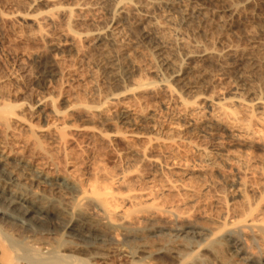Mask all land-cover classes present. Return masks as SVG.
<instances>
[{"label":"bare ground","instance_id":"6f19581e","mask_svg":"<svg viewBox=\"0 0 264 264\" xmlns=\"http://www.w3.org/2000/svg\"><path fill=\"white\" fill-rule=\"evenodd\" d=\"M28 1L32 2L30 0H28ZM28 1H27V4H28ZM38 1H40V0H38ZM48 1L49 0H44V2H46V3ZM53 1L54 0H51L49 2L50 4L47 3V6H48V4L52 5L51 2H53ZM55 1H54V3H55ZM59 1H57L58 5L56 3L55 4H56V8H59L60 11L64 15L62 17L63 20L61 18L60 19L63 22H65L66 26L64 25V23L63 24L61 23L62 25H64L66 27V29L65 28L63 29L66 31L65 34H67V32H68L69 33L68 36L71 35V37H70L71 40H75V42L78 41L80 43H82V41H83L82 38H84V36H85V38H87V40H88V41L86 40L87 43H89V45L94 48V49L92 48L93 50H95V48L96 49L101 48V50L103 49L104 52L103 51L102 52L104 54V58L102 57L103 56V54H102L101 57L103 59L100 57L102 60H100V62H98L97 68L99 66V69H101L102 72L105 75H107L106 77H107L108 81H111V82H114L117 84V85L114 84L113 88L115 86H120L121 84H123L122 85L123 89L121 88V86H120V90L118 88L119 92L117 91V89L114 90L115 88L113 89L114 90L113 92H112V90H109L110 94L107 95L106 98H104L105 100H107L108 103L111 100L114 103L117 102L115 100L120 99L118 97V96H120V93H121V95H123L124 94L123 92H125L127 90H130V93H132V92H134V89H137V88H139V89L142 88V90L146 89L147 91L149 90V92H150V89H153V90L157 89V91L160 90L164 93H167V95H169L171 97V99H175L176 101L181 103V106L189 107V109H190V106L192 104L191 103H190V105L188 104V102H187L188 98H186L185 96L187 95L186 93L193 92V96H192V94L189 93L190 95L188 97L190 100V98L192 96L193 97L192 98L193 100L191 99L192 103L197 104V106L192 105L191 108H194V106H196V108H197L198 105L202 106V104L209 103L210 109H211V107H214L215 109L216 108L218 109V110L216 109V111H218V113L220 112L219 109L221 110V113H222V110L228 109V107H227L228 105H229V107H231L233 104V107H235L236 105L244 106L243 108L251 107L252 110L255 109V113L257 110L256 108H260L259 111H261L260 113L262 115V112L264 111V90L262 87H260L259 83H257L259 85V87H258V85L257 86L254 85V87L251 85L252 87H250L249 84L247 83V77L243 76V73L245 75V71L247 72L248 70H250L254 74L257 75L259 73V74H262L264 77V42H260L261 39L259 38V36H257L260 39L258 43L256 42L257 45H255V46L257 48H256V50L251 48L252 50H255V53H252L253 52L252 50L250 53L247 50V49H249L247 47L250 46L247 40L246 41H247L248 45L246 46L247 49L245 50V47H244L245 44L243 42V41H245V39L243 41L241 40L243 42L242 45L244 44V46L241 45L243 48L240 47V45H238V43L240 41L238 43H236L237 41L236 42L233 41L234 42L233 43L231 40L228 39V35L230 34V32L228 30L234 26L236 28V25H239L237 22H234L235 21L234 18L236 16H238L239 14L244 15L245 10L248 8V6L250 7V3L252 2V0H109V3L106 1L107 5L105 4L106 5L105 13L107 11L106 14L108 16V18H105V20L106 19H108V20L105 23H102L103 22L102 21L101 22L102 25L97 26L98 24H96V27H94L95 24H93V23H95V22H93L92 25H94V26H92V27H94V28H91L90 30H88L90 27L89 26V27H87L88 31H85L86 30L85 29L84 30L85 32H83L81 30L78 31L79 29H74L72 27L73 24H77L73 21L74 15H75L74 14L75 9L77 7L81 8V6L82 7L85 6L82 3L85 0L84 1L81 0L82 2L78 1L79 3H76V4H75V2H77V1L72 2L71 5H69L67 3L64 5L63 2H61V4H59ZM219 1L220 2L223 1V3L221 2L222 4H220ZM33 2H34V0H33ZM94 2H95V0H94ZM94 2H91L92 3L91 4V3H89V1H87V2H85V4L86 3L91 4V6L93 7ZM104 2H105V0H104ZM257 2H258V0H257ZM260 2H261V0H260ZM262 2L264 3V0H262ZM35 3H33V4H35ZM62 3H63V5H62ZM30 4L31 3H29L30 7L33 6L35 8V5L31 4L32 5L31 6ZM55 4L53 6H55ZM96 4H97V2H96ZM99 4L101 5V3H99ZM94 7H96V6H94ZM260 7H262V6H259V8ZM56 8H53L52 11ZM99 8H101V7H99ZM103 8H104V5L102 6V9ZM28 9H30V8H28ZM82 9H84V7ZM251 9H252V7H251ZM251 9H249V10L247 9V14H250V13H248V11L250 12ZM50 10H48L49 13L47 11L42 13V11H41L42 14L39 13V14H41L40 16H43L44 13H46V14L48 13V14H47V16L44 14L45 16L41 17L38 20L36 19L37 17L39 18L38 13L33 10L35 12L34 14L35 15L37 14V17L33 16V17H35V20H37L36 21L38 23L37 27H39V25L41 26L42 23H43L42 25H44L45 24L44 22H46V24L44 25V26H46L47 22H50V21L53 22L54 21V20H52L54 18L51 17L50 13H52V15H53V12L55 13L58 10L56 9L57 11L54 10L53 12ZM85 10L91 12L88 9H85ZM252 10H254V9H252ZM60 11L56 13V14L59 13L58 18H59V15H62V14H60ZM243 11H244V13L241 14ZM83 12H84V10H83ZM254 12H255V10H254ZM257 13H255V14H257ZM48 15H50V16H48ZM54 15H53V17H55V21H56L57 17H56V15L55 16ZM75 16H77V12H76ZM251 16H253V15H251ZM257 16H258V14H257ZM257 16H255V18ZM261 16L263 17L264 15L262 14ZM238 17H240V16H238ZM241 17H243V16H241ZM76 18L77 17H75V21H76ZM82 19H83V17H82ZM245 19L246 18L244 17V19H242V20H245ZM248 19L249 18H247V20ZM258 19H261V18H258ZM78 20H80V19H78ZM237 20H240V19H237ZM261 20L263 21L264 19H261ZM59 21L57 20L56 22H58V24H60L61 21L60 22ZM257 21H255V22L258 23ZM36 22H35V24H36ZM243 22L244 21H242L241 24H243ZM207 23L210 26L208 28L209 31L203 29V27H205V24H207ZM52 24H51V26L47 25V27H52L53 25L55 26V24H53V25ZM260 24H261V22H260ZM260 24L258 23L257 25L259 26ZM245 25H247V24H245ZM260 26L262 27V26H264V24L263 25L261 24ZM42 28H41V30H42ZM57 28H59V26ZM125 28L127 30H125ZM213 28L222 29V30H219L220 32L218 34L222 33V31H223V33L221 34L222 36H220V35L219 36L224 37V40L222 38L218 39L217 38L218 35H217V37L215 38V39H217V41L216 40L211 41L212 39H211L210 35L212 34ZM235 28L234 29L232 28V29L236 30ZM246 28H248V27L245 26V29ZM257 28H255V29H257ZM262 28H264V27H262ZM262 28H260V31ZM43 29L46 30V28H43ZM232 29H231V32L233 31ZM255 29H254V31H255ZM39 30H40V27H39ZM237 30H240V28ZM42 31H40L41 34H42ZM242 31L243 30H241V32ZM249 31H251V30H249ZM82 32H83V34H82ZM225 32L229 33L227 35V38H226ZM236 32H237V35L240 36V34H238L240 32H238V31H236ZM236 32H234L235 35H234V33H232V36L235 37ZM245 32H246V30H245ZM127 33H129V34L127 35ZM130 33H133V36L136 34L138 37L135 39H138V41H140L141 43L151 42L153 44L154 50L151 49L153 52L152 53H151V51H147V52L150 55L153 54L154 55L153 58L156 59V62H155V60L152 58L153 61L157 64L156 68L158 67L157 68L158 70H155V71H156V73H159V78L157 77V79H155V77H154L151 79V77L149 76L151 81H150V79L148 81V78H147V80L144 81L140 78V77H143L141 75L139 77L140 79L138 78L139 80L137 79L134 81V79H131L132 77L135 76V75H133L134 72L139 71L140 68L138 69L139 65L138 66L135 65L134 58H133V60H134L133 63H131L130 61H127L128 59L126 61L122 60L124 57L123 55L125 54L124 52H127L126 49H128L129 48L128 46H130L129 44H130L131 39L128 41L129 43L126 41L127 40L126 37L130 36ZM243 33L241 36H243L245 34V33L244 34ZM250 34L252 35V33H250ZM246 35H247V32H246ZM254 35L255 36H252V37L255 38L256 34H254ZM133 36L131 37L132 39H134V37H135V36L134 37ZM65 38H66V36H65ZM127 38H129V37H127ZM241 38H243V37H241ZM247 38L248 37H246V39ZM254 38H250V39L248 38V39L251 41V39H254ZM226 39L229 41L224 42V41H227ZM263 39H264V37H263ZM49 40H51V39H49ZM133 41H132V43H133ZM255 41H258V40L256 39ZM46 42H48V41H46ZM54 43L55 42L53 41V43L48 44L49 46H47V45H45V46H46V48L48 47L49 51L55 52V50L58 49V45L60 46V44L59 43L54 44ZM69 44H71V43H69ZM74 44H71V45L73 46ZM77 44L78 43H76V45ZM152 44H150V45H152ZM82 45H85V44H82ZM82 45L80 47H77L78 49L76 48V52L84 50L83 47L85 49L86 48L88 49V46H89L88 44H87L88 46H86V47L82 46ZM131 45H134V44H131ZM138 45H139V43H138ZM138 45L136 44L134 46L136 47ZM141 45H143V44H141ZM72 46H70L69 49H71ZM74 46H73V48L76 47V46L75 47ZM146 46H147V44H146ZM170 46L174 47V48L180 47L183 51V53H181V54H183L182 55L183 59H182L181 55H179L181 57V59H180V58H178L179 56L177 57L173 54H170V53H173V52H171L172 50L169 52L168 48H170ZM141 47H144L143 49H145V46H141ZM79 48H80V50H79ZM253 48H254V45H253ZM87 49L85 51L88 52ZM148 49H149V47H148ZM177 49L180 50L179 48H177ZM133 50H132V52L130 51L131 52L130 54L133 53ZM137 50H138V48H137ZM46 51H45V53H46ZM87 52H85V54H87ZM135 52H136V49H135ZM138 52H139V50L137 51V54L135 53L137 56H138ZM48 53L50 54V52H48ZM81 53L82 52H80V54ZM89 53L87 55H89ZM98 53H99V51L96 54H98ZM85 54H83V55H85ZM127 54H128V52L126 53V55ZM93 55H95V54H93ZM93 55H91V57L87 56V58H91V60H93V58L95 57L94 56L92 58ZM136 55H134V56L136 57ZM176 55H178V54H176ZM36 56H37V54H36ZM43 56H42V58H43ZM48 56L50 57V55H48ZM81 56H82V54H81ZM130 56L131 55H129L128 57L130 58ZM37 58H40V57H37ZM98 58H96V59H98ZM46 59H48V58H46ZM96 59H94V60L97 61ZM125 59H126V56H125ZM152 59H151V61H152ZM37 60L39 61V65H40V70H39L40 71V77L38 79H39V81H41L40 83H42V84H40V85H42L43 88L45 87L44 82L48 78H58V77L60 78V77H62L61 76L63 73L61 71L62 69L60 67L58 68V66L56 65V63H57L56 60H55L56 62L51 58L47 61L44 60L42 62L39 59H37ZM95 61L92 64L95 65ZM228 61H230L231 63L236 65L235 68L237 69V72L240 73V75L238 76L239 77L238 83L240 82V85H242V86H245V85L248 86L246 93L248 95L252 96L251 98L248 99V101H246L247 99L245 100V97H244V99H242L236 92L231 93L230 96L227 95V96H222V97H217L216 95L213 94V96H215V97L212 98V96H210V94L208 92L206 95L202 92L203 91V88L201 87L203 85L202 82H200L201 83L200 84L199 81H197L201 85V86H199V88L200 87L202 88L201 89L202 91H200V90L197 91L198 88L195 89V87H198L197 85H199V84H197L195 86L193 84V81H191L190 77L188 78L189 73H192V72L194 74L196 73V78H197L198 73L196 71L201 72L200 69L197 70L198 69L196 67L197 63L223 65L225 63L227 64ZM154 62H152L153 63L152 65H154ZM90 63H91V61H90ZM234 65H232V66H234ZM246 66L249 69H247ZM95 67H96V65H95ZM141 69H142V67H141ZM205 69L202 70L201 73L207 72V71H205ZM150 70H153V69H150ZM100 71H98V72H100ZM139 72H137V73H139ZM150 72L151 71H149L148 73H150ZM137 73H135V74H137ZM201 73H199V74L201 75ZM194 74H192L193 77H195ZM248 74L249 73H247L246 75L248 76ZM254 74H253V76H254ZM259 74H258V76H259ZM105 75H102V76L105 77ZM200 75L198 78L201 77ZM262 75H260L261 77L259 76L258 78H260L261 80L262 79L264 80ZM153 76H156V75H153ZM157 76H158V74H157ZM130 79L132 80L131 81L132 84L130 82H128ZM196 80L197 79H195V84L197 83ZM202 80H205V79H202ZM249 80L251 82V78H249ZM259 80H258V82H259ZM261 80H260V83H261ZM126 81L128 82V84L130 83L131 85L129 84V86H126L124 84ZM105 82H102V84ZM205 82H204V84H205ZM253 82L251 84H253ZM67 85H68V83H67ZM175 85L178 86L179 88L176 87ZM261 86H264V85L262 84ZM69 87H72V83L71 84L69 83ZM206 87H208V86H206ZM206 87L204 89H206ZM255 87H257V89ZM260 88H262V89H260ZM98 89L95 93H100V97L99 96L98 97L101 98V100H102L103 99V97H101L102 94H101V92H98ZM110 89H111V87H110ZM99 91H101V90H99ZM157 91H155V92L157 93ZM135 92H137V91L135 90ZM149 92H146V93H149ZM75 93H76V91H75ZM78 93H81V92H78ZM227 93H228V91H227ZM59 94H60V92H59ZM152 94H155V93L152 92ZM78 96L74 97L77 99L80 98L78 100V102H77V99L74 101L76 103L69 102V100L66 99L65 97L59 98L58 95H55V94L44 95L41 98L39 97L37 104H36V102L34 103V105L36 104L35 106H37L36 111L34 110V108H31V107L30 108L35 111L34 113L37 112L36 114H38V111L40 110V111H43L45 116L48 113V114H50L49 116L52 115L51 117L55 118L52 121V123H47V121H46L47 124L45 125V123H44L45 126L42 124L44 126V128L42 126H37V125H39V123L34 124V123L25 122V121H27V119L25 120V118H23L24 116H23L22 112H21V114H19L17 112V109H16V107L21 106V109L19 108L18 110L24 111V109L22 110V108L25 106H23L22 104L18 106V104H20V103H18V101H16V103H17L16 104L15 101L10 102V100H8L9 101L8 102L6 99L5 101H7V102H5L4 100L3 101L0 100V102H3V103H0V264H264V183H263L264 181H263V179H261L260 184H259V180H258V184H255L256 181L254 182V180H256V179L252 178V181L254 182V184H253V182H251V178H250V175L253 176V174L256 173V171H257L256 166L258 169L259 164H260V166L262 165V163L264 165V157L262 155L261 156L263 157V159L258 157L260 160H262V161H260L262 163H258V165L256 164V166H255V164H254L255 160H256L255 158H257V157H255L254 158L255 160H254L253 157L250 159L251 156L247 155L246 157H248L250 160L247 159V161H243L242 163L240 161H238V162H240V164H239L237 161H234L235 157H237L236 159H239L236 154H234V157L233 156H227L225 153H223L224 150L223 151L220 150L221 153H217V154L215 152L211 153V149L206 150V148H202L203 146L201 145L202 146L201 147L200 144H199V147H200L199 149L197 148L198 146L195 147L196 149H198V151L196 150V152H198L197 156L200 155L199 160L201 162L204 161V164L201 163L203 166L205 165L206 162L208 163V164H206L208 166H210L209 163L214 164V162H216V160H217L216 158H218L220 160L219 162H222L223 165L225 164L224 166L227 165L231 169L234 168L236 171V172L234 171V173L237 174L236 179L232 178L233 176L235 177V175L232 174L233 175L231 177L232 179L228 178L229 180L225 179L226 182H223V184L227 183L228 184L227 186H229V188L228 187L227 188L231 190V193L226 192L225 190L224 191L226 193L224 191H222L223 194L225 193V195H227V193H230V199H228V201H226V198L229 195H227V197L224 195L226 198L223 197V195L221 197H218L217 195H215V194L220 195L221 192L218 193L217 187L219 188V186H221V185H219V183H218L219 186L217 184H216L217 186H215L214 182L212 181L214 184V187L217 189L216 190L213 187L212 182H208L210 177H208L209 179L207 180L205 178V177H207L206 174L203 175V173H202V175L204 176L203 181L206 179L205 182H203V183L205 184L207 181L217 191V193L214 192L215 193L214 194L213 190H212L213 188L211 187L212 192H210V193H213V194H211V197H212V195L216 196L215 199L216 200L218 199L217 202L219 203L217 205H220V207L223 209L221 212L220 210H217V208H216V213H218V211H219V212H221L220 215H217L215 213V215H217V216L214 217V213H213L212 216H210V217H212V219L214 217V219L213 220L211 219V221H210L211 223L205 222L206 223L205 224L202 220L203 216L205 213L207 215L208 211L211 212V210H209L207 208L208 209V211L206 210L207 212L205 210L202 211L205 213H203V216H201L202 218L200 216L199 217L203 223L200 220L198 221L197 220L198 217H196L197 218L196 219L195 215L192 216V214L195 211H196V213H197V211H199V213H200L201 210H199V209L194 210L193 213L190 212L191 214L187 212L190 210L189 209L190 207H193L191 205L194 202V200L197 199L196 195H195V197H196L195 199L192 197L193 202L191 200V204L188 203V201H186L187 204H190V206L187 205L189 208L185 209L187 211L182 210V208L185 204V199L182 201L184 204L181 203V204H183V206L180 205L182 207L181 209L178 207L179 206L178 204L174 205L175 202L174 203L170 202L171 199H173L171 201H175L178 197H180V201H178V199L176 201V203L177 202L180 203L181 199H183L185 197V195H184V197H183V195L178 196L179 193L182 192V191H180L181 189L179 187L181 182L177 183V184H179V186H177L176 183H174L177 180L173 179V177H172V180H175L173 182H170L171 180H169L171 177H167L169 179L165 178L166 179L165 182L168 180L167 182H170V184H171V185L169 184L170 186L168 185L169 187L167 186L168 189L165 188L166 186L164 187L165 190L163 189V187H161L164 190V192H167L166 195L170 194L168 191L172 190L171 192H173V191L177 190L178 195L176 194L177 197H175V200H174V198H172V197L176 196V195H174L175 192L173 193L174 196H172V193L170 194L171 196H169V198H167V196H166L167 201H166V199L161 200V201H164L165 203L169 202V203H167L168 206H166V205L163 206L164 202L162 203V206H160L161 205L160 199L161 198L164 199L165 196L164 197L160 196V194L163 192L160 187L157 188L154 186V189H153L152 185H155L156 183H153L151 185L152 187H148V189H147L146 184H143L146 187H144L145 189L141 190L140 188H142V187L140 186L141 184L139 183L140 178L138 180V177H136L135 175H133V176H135V179L137 178L136 180H138L137 181L138 184H137V182L133 181V180H135L134 178L132 181H133V183L135 182L137 184V186H139L140 188L139 187L134 188L136 184L134 185L131 182V180H129L130 184L127 183L128 181L125 182L126 181L125 179H127V176L125 178V174H128V176H130L129 172H131V170H132V169H130L131 167L129 168L130 170L128 169L129 170L128 173H127L128 170H125V169L124 170L118 169L120 172H116V173L113 172L114 169L117 170L116 166H114V168H110L113 171L107 168L106 170H110L114 174H110L111 172L107 171V172H109V174L106 172V174L104 173L101 176L99 175L98 172L101 171L102 168H100L101 170L98 169L99 171L94 169L95 172L97 171L95 173L93 170H91L94 172L93 173L94 175L92 174L91 171H90L91 173H89V175H91V174L93 175V176L91 175L92 177L87 175V177H88L87 179H82V176H84V175H81V174H84V173L81 171L82 173L80 174V171L75 169L76 168L75 166L79 167V165H80L79 163L82 164V161L84 160V158L82 159V153H84V155H85V153L88 152V151L82 152V150H83L82 149V138L85 136V133L82 132V129L85 132H87V130L89 129V132H87L86 134L89 135L88 137H91L89 139L90 141L95 142L97 145L99 143L98 141H101V143L104 144V145L102 144L103 146L100 145V146L105 148V150L103 149L104 153H105L103 155H106L107 158L109 159V161L111 160L112 163L115 161V159L117 160L120 153L124 152V151H121V150H125L123 148L124 146L126 147V150L128 151V149L131 145L129 143H126V144L130 145L129 147H127V145H124L121 143L122 139L125 140L129 135L125 139L121 138L122 136H124L120 133L122 128L120 129L117 125H115V126L118 127V129L116 128L117 129L116 130L115 127H111L112 129H115V130L110 129L111 132L110 131L106 132L107 130H106L105 126H104L105 129L102 128L103 126L100 128L99 124L101 125L102 120H103V118L101 117V115H103V114H101L102 112L100 111V109H101L100 105L104 101L101 104H99V103L96 104L97 103L96 102L95 104L89 103L90 105H88V104L85 105L82 102V98L78 97ZM95 96L97 97V95H95ZM140 98H141V96H140ZM165 98H167V96ZM67 100H68V102H67ZM191 100L189 102H191ZM85 102L86 101H84V103ZM167 102H165L166 105H167ZM60 103H63L62 105L64 108L61 105H60L61 107H59ZM138 104H139V102H138ZM174 104H175V102H174ZM34 105L33 106L31 105V106L34 107ZM105 105H107L106 102H105ZM176 105L178 106V104H176ZM207 105L208 104H206V106ZM240 106H238V107H240ZM124 107H123V109L121 107L122 111L119 109L121 114H120V112L119 113L117 112L119 116L115 115L116 121H118V122L120 121L121 123H124V128L128 127L130 134L134 135L137 138V141L140 140L141 142H144V145H143V143L139 142L140 144L143 145V146L141 145L142 148H140V144L138 143L139 144L138 146L140 149L135 151V154L138 155L141 158V160L144 161V164H146V166L148 165L155 172L158 170L162 171L164 169L162 171V173L165 174L164 171L168 172L167 169H169L170 166H171L170 167V169H171L173 164L169 166V164H170L169 163L168 164L169 167L166 164H163L166 161L164 158H163L164 160H161L162 157L160 158L159 155L161 153L165 157H166V155L164 152L158 153L159 148H162V146H160L159 148H158V146L157 147L153 146L154 149L155 148L158 149V151L155 150L158 153V155L156 152H154V154H152L153 157H150L151 154H149V152H148V150L150 151L149 146H151L153 144V142H155V141L157 142L159 140L158 142L160 143L161 142L160 139H162V138H159L158 136L155 137L156 134L154 135V132L152 131V129H153L152 127H154V126L152 125V127H151L149 124L150 123V117H152L151 113L150 114L148 113L149 115L143 114V117H140V115L138 117L136 115L139 118V119H137L136 116H135V118H133L135 114L133 115V117H131L132 116V115H130L131 112L129 113L130 110H126L128 108L125 107L126 109H124ZM178 107H180V106H178ZM225 107H227V108H225ZM30 108H28V109H30ZM196 108H194V109H196ZM183 109H187V108H183ZM215 109H214V111H215ZM233 110H232V112H233ZM27 111H26V113H28ZM187 111H188V109H187ZM226 111L223 113L224 115H225ZM230 111H231V109H230ZM230 111H229V113H230ZM32 112H30V114ZM190 112H192V111H190ZM26 113H24V115H27ZM40 113L42 114V112H40ZM117 113H115V114H117ZM188 115H189V113H188ZM224 115L223 116L221 115V116L224 117ZM263 115H264V113H263ZM226 116H227V114H226ZM25 117L27 118L28 115ZM31 117H32V115L30 116V118ZM257 117H258V115H257ZM118 118H119V120H117ZM261 118H264V117H261ZM31 119L28 121L31 122ZM55 120H57V121L59 120V122H55ZM105 120L107 121L106 118H105ZM82 121H85V122H83V124L90 123L91 124L90 128L85 127L86 125H83ZM151 121H152V119H151ZM32 122H33V120H32ZM155 122H157V121H155ZM155 122H153L152 124H154ZM207 123L209 124V121ZM104 124H106V122ZM205 126H207V125H205ZM107 127H110V126H107ZM176 127H178V126H176ZM186 128L187 127H185L184 129H186ZM224 128H225V126H224ZM128 129L126 128L122 132L124 133L126 130L128 131ZM141 129L144 131L142 132ZM172 129H174V128L172 127ZM172 129H170V130L172 131ZM104 130H106V131H104ZM119 130H120V132H119ZM154 130H155V128H154ZM170 130L168 131V133L171 132ZM179 130L183 131V129H180V128H179ZM188 130L190 131V129H188V128L186 129L187 133H188ZM127 131L125 132V135L129 134V133H127ZM184 132H185V130H184ZM184 132H182V133H184ZM82 133H84V136H82ZM170 134L172 135L174 133H169L168 135H170ZM157 135H158V133H157ZM159 135H160V137H162L161 134H159ZM168 135H167V137H168ZM175 135L178 136V134H175ZM77 136H80V139H78L79 137H77ZM88 137H86V138H88ZM172 137H171L172 139L169 137V139H171V140L166 139V141L169 140L172 143H174V145L178 146V143L176 144V142H177L176 141L177 139H175L176 137L174 138V135H172ZM43 139H44V142H47V144H42ZM133 140L134 139H132L131 142H133ZM180 140H179V142H180ZM86 142H88V141H86ZM92 142L90 145L95 144ZM124 142H126V141H124ZM251 143H252V141H251ZM96 144H95V147H100V146H96ZM121 144L124 146H122ZM45 145H47V146H45ZM83 145H84V143H83ZM88 145L89 144H87V146ZM87 146L85 145L86 148H87ZM163 146H164V144H163ZM171 146H173V145H171ZM85 147H84V150L86 149ZM133 147L134 146L132 145V148ZM153 147H151V148L153 149ZM92 148L94 151H95V149H97V150L99 149V151H100V149L102 150L101 147L100 148L92 147ZM162 149H161V151H163ZM177 149H178V147H177ZM218 149H220V148H218ZM218 149H217V151H219ZM130 150L131 149H129V151ZM166 150H164V151H166ZM102 151H101V153H102ZM129 151H128V153H129ZM193 151H194V149H193ZM213 151L214 150H212V152ZM89 153L90 152H88L87 154H89ZM97 153L99 155L101 154L100 152H97ZM155 153L157 156H159L158 159H157V157L154 158ZM227 153L229 155H232L229 153V151ZM132 155H134V152L132 153ZM163 155H161V156H163ZM241 155L245 156L242 153H241ZM89 156L86 155V158H88ZM106 156L103 159H106V161H107L108 159L106 158ZM137 157L135 156V158H137ZM246 157H242V158H246ZM232 158H234V159H232ZM139 159H137V160L141 161ZM169 159H166V160H169ZM259 159H258V161H259ZM119 160H121V159H119ZM232 160H233V162H236V163H233ZM240 160H244V159H240ZM252 160H254L253 161L254 165L252 163H249ZM71 161H75V162L78 161L79 162L78 164H76L74 162L76 164V165H74V167H75L74 169L78 172H75V171L72 172L71 170H74L73 168L68 170V167H66V164L67 163L69 164V162H71ZM86 161L87 160H85L84 163ZM219 162H216V163L219 164ZM194 163H196V162H194ZM72 164H73V162H72ZM141 164L143 165L142 161H141ZM189 164H190V162H189ZM92 165L93 164L91 162V166ZM94 165L97 168L98 165L97 166H96V164H94ZM94 165H93V167H94ZM142 165L139 166V168H141ZM164 165H166L165 168L166 167H168V168L165 169ZM206 165H205L204 169H203V166L202 167L200 166V167L203 170H205V168L207 167ZM220 165H219V167H220ZM251 165L254 166L255 169H252ZM67 166H70V164ZM135 166H136V164H135ZM144 166L145 165H143V167ZM146 166H145V168H146ZM184 166H186V165H184ZM184 166H182V168L185 169L184 172L188 173V175L191 173L190 176L193 175L192 174L193 170H190L193 167L188 169L189 166L188 167L186 166L187 168H184ZM216 166H218V165H216ZM216 166L214 164L210 167L215 168ZM222 166L220 168H222ZM227 166L225 168L223 167L224 170H226V171L228 169ZM86 167H87V165H86ZM104 167L106 168L107 166H104ZM123 167H122V169H123ZM219 167H217V168H219ZM195 168H193V169H195ZM201 168H199V170ZM84 169H82V170H84ZM136 169L138 171H140L138 168H135L134 170H136ZM142 169L143 168H141V170ZM183 169H181V171H178L179 174L181 172H183ZM202 169H201V172H204V171H202ZM210 169H212V168H210ZM87 170H89V168ZM87 170H85L84 172H86ZM207 170H208V168H207ZM219 170H221V169H219ZM224 170H223V172H224ZM253 170H256V171L254 172ZM105 171L103 170L101 172H105ZM145 171H144L145 173L149 174L147 172V170H145ZM214 171H217V170H214ZM260 171H262V169ZM101 172H100V174H102ZM144 172H142V173H144ZM155 172H153V173H155ZM198 172L199 171H197V173ZM263 172H264V170H263ZM263 172H257V173H259V174L261 173L263 175L264 174ZM71 173H75V174L78 173V177H76L77 175L73 176V174H71ZM142 173L140 171V176L143 175ZM172 173H174V172H172ZM219 173H220V171H219ZM230 173H233V172L229 171V175H231ZM138 174H139V172H138ZM138 174H136V175H138ZM181 174H183V176H184V173H181ZM207 174H208V172H207ZM210 174H212V172L209 170V176H210ZM221 174H223V173H221ZM227 174L228 173L226 172V174L224 176L226 177ZM166 175L167 174H165V176ZM256 175H258V174H256ZM199 176H197V177H199ZM212 176H211V179L214 178ZM224 176L221 177L223 181H224V179H223ZM259 176H261V175H259ZM263 176H261V177H263ZM143 177H141V181L143 179V181L145 182L146 178L145 177L143 178ZM147 177H148V175H147ZM228 177H230V176H228ZM131 178L132 177H130V179ZM200 178H201V181H199V184L200 183L202 184V176L199 177V180H200ZM151 179H152V177H151ZM176 179H177V177H176ZM195 179L197 180V178H195ZM213 180H216V179H213ZM147 181L148 180H146V182ZM219 181H215V182H219ZM150 182H151V180H150ZM221 182H220V184H221ZM131 183L134 185V187L133 186L129 187V185H131ZM183 183L181 184L182 186H183ZM125 184H128V185H125ZM164 184H166V183H164ZM172 184H175V185H172ZM206 184L204 186L210 188V186H208L210 184H208V185H206ZM162 186H164V185H162ZM202 186L203 185H201V189L204 187V186L203 187ZM224 186L225 185H223V188L225 189ZM193 187H191V188H193ZM149 188L150 189L152 188V190H154V193L157 192V191H155V188H157L158 191H160L159 189H161L160 194H158V197H161V198L157 197V199H155V197L157 196V195L155 196L156 193L154 194L153 191L148 192ZM187 188L188 187H186L184 189L186 190ZM190 189H188V190H190ZM193 189L195 190L196 187H194ZM201 189H200V191H201ZM220 189H222V188L220 187ZM220 189H219V191H221ZM185 190H183V192H182L183 194L188 192V191L185 192ZM194 190L191 189L190 191H194ZM196 190H199V188ZM207 190H208V188H207ZM207 190L205 192L206 195L210 194V193H207ZM149 191H151V190H149ZM200 191H197V192L200 193ZM202 191H203V189H202ZM204 191H205V189H204ZM197 192H195L194 194H197ZM203 192H202V194L201 193L199 194L200 196L202 195V197H203V194L205 195V193H203ZM157 193H159V192H157ZM190 193L192 196V192H190ZM199 195L197 194V196H199ZM187 196H189V195H187ZM191 196H189L190 199H191ZM188 198H186V199H188ZM207 198H206V200L208 201V199H210V198H208V199ZM213 198L211 200H215ZM190 199H188V200H190ZM201 199H204V198H201ZM154 200H157V202L160 205L155 203ZM196 201H195V203H196ZM205 204H208V203H205ZM193 205H195V204L193 203ZM212 205H210L208 207H210V209H211ZM214 205H216V204H214ZM215 207H217V206H215ZM184 208H186V206H184ZM214 210L215 209L213 208L212 212ZM184 211L187 212L188 214L185 213ZM199 213H198V215L202 214V213L201 214H199ZM208 216L209 215H207V218H208ZM204 219H206V218L204 217Z\"/></svg>","mask_w":264,"mask_h":264},{"label":"rangeland","instance_id":"374dc122","mask_svg":"<svg viewBox=\"0 0 264 264\" xmlns=\"http://www.w3.org/2000/svg\"><path fill=\"white\" fill-rule=\"evenodd\" d=\"M27 1L28 0H0V100L1 101H5L6 99H7V101L8 100H10V102H12V101H15V103H16V101H18V103H20V104H18V106L19 105H23V106H25V107H23L22 108V110L24 109V111H21V110H18L19 108L21 109V106L20 107H16V109H17V112L19 113V114H21V112H22V114H23V118H25V120L27 119V121H25V122H29V123H39V125H37V126H42L43 128H44V126L47 124V123H52V121L55 119L54 117H51V116H49L50 114H48L47 113V115L45 116V114L43 113V111H40V112H42V114L38 111V114H36V113H34L35 111H36V109H37V106H35L36 104H37V101H38V98L40 97H42V96H44V95H50V94H55V95H58V97L59 98H61V97H65L66 99H68L69 100V102H71V103H76V102H74L77 98H74V97H76V96H78V97H81L82 98V102H83V104H88V105H90V104H95L96 102V104H101L103 101V103L100 105V111L102 112L101 114H103V115H101V117L103 118V120H102V123H101V125L99 124V126H100V128L102 127V128H104L105 129V127H106V130H104V131H106V132H108V131H110V129H112L111 127H115V129L117 128L118 129V127L121 129V132H120V130H119V132L122 134V135H124V136H120L121 138H126L128 135V137L125 139V140H123L122 139V144H124V145H127V147H129L130 145V147H129V149H131L130 151H129V149H128V151H129V153H128V151L126 150V147L124 146V145H122V146H124L123 148L127 151H125V150H121V151H124V152H122V153H120V157L118 156V158L119 159H121V160H119L118 158H117V160L115 159V161L112 163V161L110 160L109 161V159L107 158V156L106 155H103V154H105L104 153V150H105V148L104 147H102L104 144L103 143H101V141H98L97 143H98V145L95 143V142H92V141H90L89 139L91 138V137H88L89 135H87L86 133L87 132H89V129L87 130V132H85V131H83V129H82V132H84L85 133V136L86 137H88V138H86L85 136H84V133H82V136H84L83 138H82V152L84 151V152H86V151H88V152H90L89 154H87V153H85V155H84V153H82V159L84 158V160L82 161V164L81 163H79L78 161H71V162H69V164H70V166H67V165H69L68 163L66 164V167H68V170H70L71 168H75L76 170H78V171H80V174L83 172L84 174H81V175H84V176H82V179H87L88 177H87V175L88 176H90V177H92L94 174V172H95V170L94 169H96V170H101L100 168H102V170L101 171H105L107 168L108 169H110V168H114V166H116L117 167V170L116 169H114V171L112 170V169H110V170H112L113 172H120L119 170H128L130 167V169H132L131 170V172H129V170L127 171V173L129 172V174H130V176H128V174H125V178H126V176H127V179H125L126 181L125 182H127V183H129L130 184V181L129 180H131V182L133 183V181H135V182H137L138 180H139V178H140V186L142 187V188H140L139 186H137V184H138V182H137V184L134 182L133 184L135 185V187H134V185L131 183V185H129V187L131 186H133L134 188H140L141 190L142 189H145L144 187H146L147 186V189H148V187H152L153 186V189H154V186L155 187H163V189H164V187L165 188H167L168 189V187L171 185L170 184V182H173V181H175V180H177L176 182H174V183H176V185L177 186H179V184H177V183H180V191H182L183 192V190H185L184 188H186V187H188L186 190H185V192L186 191H188L187 193H185V194H183L182 192H180L179 193V195L177 194V190L176 191H173V192H171V191H168L170 194L172 193V196H174V195H178V196H180V195H183V197H184V195H185V197L183 198V199H181V202L180 203H176V201H177V199H178V201H180V197H178L176 200H175V197H177V195L176 196H174V197H172V198H174V200L175 201H171V200H173V199H169L170 200V202H172V203H174V205L176 204H178L179 206V208L181 209L182 207L181 206H183V200L185 199V204H184V206H186V208H184V206H183V208H182V210H185V209H188L189 207L187 206V205H189L190 206V204H191V200H192V197L195 199L196 197H197V201L196 200H194V202H193V200H192V202L196 205H193V203H192V205L191 206H193V207H190L189 209V211H187V210H185V211H187L188 213H193L194 212V210H201V212L199 213V211H197V213H196V211L192 214V216H194L195 215V218L196 217H198V221L200 220V217L201 216H203V213H205V212H202V211H208V209L209 210H211V212L210 211H208V214L207 215H209L208 216V218H207V215H206V213L204 214V216H203V222L205 223H211L210 221H211V219H212V217H210V216H212V214L214 213V217H216L217 215H220V213L222 212V208L220 207V205H217V204H219L217 201H218V199L216 200L215 198H216V196H214V195H212V197H211V194H213L214 192L215 193H217V191H218V193H220V195H218V194H215V195H217L218 197H221L222 195H223V197H227V195H229L227 198H226V201H228V199H230V193H231V190L230 189H228L229 188V186H227L228 184L226 183H224L223 184V182H226V180H229L233 175H235V177L233 176L232 178H234V179H236V177H237V174L236 173H234V171H235V169L234 168H229L227 165V167H228V169H227V171L226 170H224V168L226 167V166H224L223 164H222V162H219L220 160L218 159V158H216L217 160H216V162H219V164H217L216 162H214V164H215V166L216 165H218V166H216L215 168L214 167H210V166H212V165H214L213 163H209V165L210 166H208V165H206V164H208L207 162L205 163V165L207 166L206 168H205V170H203L204 169V167H205V165L203 166L201 163H203L204 164V161H200L199 159H200V155L199 156H197L198 155V152H196V150L198 151V149L200 148L199 147V144H200V146L202 147V148H206V150L207 149H211V153H221V151L220 150H224V152L223 153H225L227 156H233L234 157V154H236L237 156H238V158L239 159H236L237 157H235V159L234 158H232V159H234V161H240L241 163L243 162V161H247V159H249L248 157H246L247 155H250L249 157H250V159L253 157V159L255 158V157H257V158H255L257 161H258V159L259 158H262L263 159V157H264V118H261V117H264V115H263V113H264V111L262 112V115H261V111H259V109L260 108H256L257 110H256V113H255V109H253L252 110V108L251 107H245V108H243L244 106H240V105H234L235 107H233V104H232V106L231 107H229V105L227 106L228 107V109H224V110H222V113H221V110L219 109V113H218V111H216V109L214 108V107H211V109H210V106H209V103H205V104H202V106H199L198 105V109L196 108V106H197V104H193L192 103V96H193V92H189L190 94H192V96H191V98H190V100H191V102H189L190 100H189V93H186L185 95V97L186 98H188V104L190 105V103L192 104V105H196V106H194V108H196V109H194V108H191V106H190V109H189V107H183V106H181V103L180 102H178V101H176L175 99H171V97L169 96V95H167V93H164V92H162V91H160V90H158L157 91V89H155V90H153V89H150V92H149V90L147 91L146 89L145 90H142V88H137V89H134V92H132V93H130V90H127V91H125V92H123L124 94L123 95H121V93H120V96H118L120 99L119 100H115V101H117V102H112V100L111 101H109V103L107 102V100H105L104 98H106L107 97V95H109L110 94V92H109V90H112V92L114 91V90H116L117 89V91H118V88H119V90H120V86H121V88H122V85L123 84H121L120 86H115L114 88H113V86H114V84L115 85H117L116 83H114V82H111V81H108L107 80V75H105L103 72H102V70L101 69H99V66H98V68H97V65H98V62H100V60H102L103 58H104V54H103V49L101 50V48L99 49V48H95V50H93L94 48L92 47V46H90L89 45V43H87V38H85V36H84V38H82V40L84 41H82V43H80V42H75V40H71V35H69L68 36V32H67V34H65V30H63L64 28L66 29V25H65V22H63L62 20V17L64 16L63 15V13L60 11V9L59 8H56V4H57V1H59V0H54L55 1V3H54V1L53 2H51V4L52 5H49L50 3V1L51 0H49L47 3H49L48 4V6H47V3L46 2H44V0H40V1H36V0H34V2H33V0H30V1H32V2H29L28 1V4H27ZM75 1H77V2H75ZM81 1V0H60L59 1V4H61V2H63L64 3V5L67 3V4H69V5H71L72 4V2H75V4L76 3H79V2ZM84 1V0H83ZM87 1H89V3H91V2H94V0H85L84 2H82L85 6H83L84 7V9H82L83 7L81 6V8L80 7H75L76 9H75V15H76V12H77V16H75L74 15V22L75 23H77V24H73L72 25V27L74 28V29H79L78 31H83V32H85V31H88V30H90L91 28H94V27H96V24H98L97 26H99V25H102V23H105L108 19H106L105 20V18H108V16H107V11H106V13H105V7H106V5H107V3H106V1L109 3V0H105V2H104V0H95V2H94V6H96V7H92L91 6V4H88V3H86L85 4V2H87ZM255 3H254V2ZM36 2V3H35ZM96 2H97V4H96ZM220 2V1H219ZM222 3H223V1H221ZM220 2V4H222ZM253 2V3H252ZM252 2L250 3V7L248 6V10L249 9H251V7H252V9H254L255 10V12H254V10H250V12L248 11V13H252L251 15H253V16H251L250 14H247V9L245 10V14L244 15H238V16H240V17H238V16H236L235 18H234V22H237L239 25H236V28H235V26L234 27H232L233 29L235 28L236 30H233L232 28V30L234 31V32H236V31H238V32H240V33H238V34H240V36H238L237 35V32H236V36L234 37V36H232V33H234L233 31L231 32V29H229L228 31L230 32V34L227 32H225L226 33V38H227V35H228V39L229 40H231L232 42L234 41V42H236V43H238L239 41V43H238V45H240V47H242V46H244V44H245V50L247 49V48H249V49H247L248 50V52H250L251 53V50L252 49H255L256 50V46L255 45H257V43L259 42V40L261 39V41L260 42H264V39H263V37H264V28H262V27H264V26H260L261 24L263 25L264 24V20L262 21L261 19H264L261 15L263 14L264 15V3L262 2V0H261V2H260V0H258V2H257V0H252ZM29 3H31V4H33V3H35V4H33V5H35V8L32 6V7H30L29 6ZM43 3V4H42ZM45 3V4H44ZM63 3H62V5H63ZM99 3H101V5L99 4ZM258 3V4H257ZM55 4V6H53ZM96 4V5H95ZM106 4V5H105ZM218 4V3H217ZM219 4V5H220ZM252 4V5H251ZM260 4V5H259ZM58 5V4H57ZM98 5V6H97ZM104 5V8L102 9V6ZM258 5V6H257ZM37 6V7H36ZM90 6V7H89ZM255 8H254V7ZM259 6H262V7H260L259 8ZM99 7H101V8H99ZM28 8H30V9H28ZM33 8V9H32ZM53 8H56V9H54V10H56L57 12H59L60 11V14H62V15H59V18H58V14H56L57 12H53L52 11V9ZM91 8V9H90ZM96 8V9H95ZM258 8V9H257ZM51 9V10H50ZM79 9V10H78ZM81 9V10H80ZM85 9H88V10H90L91 12H89V11H87V10H85ZM93 9V10H92ZM260 9V10H259ZM35 12H37L38 13V16H39V18L37 17V14L35 15L34 13V11ZM48 10H50V11H52L53 12V15L55 14L56 15V21L58 20H60L59 22H60V24H58V22H56L55 21V17H53V15H52V13H50V15H51V17L52 18H54V19H52V20H54L53 22H47V25H49V26H51V24L53 23V24H55V26L53 27H47V25L46 26H44L45 24H46V22H44L45 24L44 25H42L41 24V26L43 27V28H46V30H44L40 25H39V27H40V30H39V27H37V20L38 19H40L41 17H43V16H47V14L49 13L48 12ZM83 10H84V12H83ZM40 11V12H39ZM41 11H42V13L43 12H48L47 14L46 13H44L43 14V16H40L42 13H41ZM259 11V12H258ZM29 12V13H28ZM258 12V13H257ZM28 13V14H27ZM39 13H41V14H39ZM244 13V11L241 13V14H243ZM255 13H257L258 14V16H257V14H255ZM50 15H48V16H50ZM54 15V16H55ZM33 16H35V17H37L36 19L37 20H35V17H33ZM61 16V17H60ZM241 16H243V17H241ZM247 16V17H246ZM255 16H257L258 18H261V19H258L257 17L255 18ZM75 17H77L78 19H80V20H78L77 18H76V21H75ZM82 17H83V19H82ZM238 17V18H237ZM244 17L246 18L245 20H242V19H244ZM34 18V19H33ZM62 20H61V19ZM247 18H249L248 20H247ZM252 18V19H251ZM237 19H240V20H237ZM251 19V20H250ZM257 21L259 24H260V22H261V24L258 26L257 24L258 23H256L255 21ZM95 20V21H94ZM105 20V21H104ZM247 20V21H246ZM97 21V22H96ZM103 21V22H102ZM242 21H244L243 22V24H241L242 23ZM260 21V22H259ZM35 22H36V24H35ZM73 22V23H74ZM93 22H95V23H93ZM99 22V23H98ZM102 22V23H101ZM64 23V25H62V24ZM92 23L93 24H95V26L94 25H92ZM249 23V24H248ZM245 24H247V25H245ZM255 24V25H254ZM36 25V26H35ZM57 25V26H56ZM59 26V28H57ZM63 26V27H62ZM90 26V27H89ZM92 26H94V27H92ZM208 26V27H207ZM240 28V30H237V29H239L238 27ZM241 26V27H240ZM244 28H243V27ZM245 26H247L248 28H246L245 29ZM250 26V27H249ZM256 26V27H255ZM87 27H89V29L87 30ZM210 26L208 25V23L207 24H205V27H203V29H205V30H208L209 31V28ZM258 27V28H257ZM41 28H42V30H41ZM48 28V29H47ZM255 28H257V29H255ZM260 28H262L261 29V31H260ZM50 29V30H49ZM56 29V30H55ZM86 29V30H85ZM246 30V32H247V35H246V32H245V30ZM248 29V30H247ZM254 29H255V31H254ZM54 30V31H53ZM85 30V31H84ZM125 30H127L126 28H125ZM216 30V31H215ZM219 30H222V29H218V28H213L212 29V34L210 35L211 36V41H217V39H215L216 37H217V35H218V39H220V38H222L223 40H224V37H220V36H222L221 34L223 33V31H222V33H220V34H218L220 31ZM241 30H243L242 32H241ZM249 30H251V31H249ZM40 31H42V34H41V32ZM258 31V32H257ZM45 32V33H44ZM49 32V33H48ZM64 32V33H63ZM83 32H82V34H83ZM216 32V33H215ZM245 34H244V33ZM52 35H51V34ZM242 33L245 35H243V36H241L242 35ZM250 33H252V35L250 34ZM261 33V34H260ZM263 33V34H262ZM50 34V35H49ZM85 34V33H84ZM129 33H127V35H128ZM254 34H256V37L254 38V37H252V36H255ZM133 36V33H130V36H127V37H129V38H127L126 37V41L128 42L130 39V46H128L129 48L128 49H126L127 50V52H128V54L129 55H131L130 56V58L126 55V53L127 52H124L125 54L123 55L124 57H123V59L122 60H124V61H126L127 59V61H130L131 63H133L134 62V60H135V65H139V67H138V69H139V71H137V72H139V73H137V72H134V74L133 75H135L134 77H132L131 79H134V81L135 80H137L141 75L143 76V77H140L142 80H147V78H148V81H149V76L151 77V79L152 78H154L155 77V79H157V77L159 78V73H156V71L155 70H158L157 68H156V59L155 58H153V54L152 55H150L147 51H151V53L153 52L152 50H154V46H153V44L151 43V42H143V43H141L140 41H138V39H135V38H137L138 36L136 35H134L133 37H134V39H132L131 37ZM214 35V36H213ZM220 35V36H219ZM234 35H235V33H234ZM249 35V36H248ZM45 36V37H44ZM47 36V37H46ZM65 36H66V38H65ZM231 36V37H230ZM238 36V37H237ZM251 36V37H250ZM257 36H259V38L257 37ZM50 37V38H49ZM55 37V38H54ZM69 37V38H68ZM213 37V38H212ZM237 37V38H236ZM241 37H243V38H241ZM245 37V38H244ZM246 37H248L249 39L250 38H254V39H251V41L247 38L246 39ZM241 38V39H240ZM45 41H43V40ZM49 39H51V40H49ZM55 39V40H54ZM73 39V38H72ZM214 39V40H213ZM245 39V41H243ZM258 40V41H255V40ZM87 40V41H86ZM134 40V41H133ZM227 40V39H226ZM229 40H227V41H224V42H228ZM244 42V44L242 45V41ZM248 41V43H249V47H247L246 48V46L248 45V43H247V41ZM253 40V41H252ZM46 41H48V42H46ZM51 41V42H50ZM53 41L55 42L54 44H57V43H59L60 44V46L58 45V49L57 50H55V52H53V51H49L48 50V47L46 48V46L45 45H47V46H49L48 44H50V43H53ZM86 41V42H85ZM132 41H133V43H132ZM136 41V42H135ZM250 41V42H249ZM233 42V43H234ZM257 42V43H256ZM69 43H71V44H74L73 46L75 47V48H73V46L71 45V44H69ZM76 43H78L77 45H76ZM129 43V42H128ZM138 43H139V45H138ZM143 44V45H141V44ZM235 43V44H236ZM253 43V44H252ZM80 44V45H79ZM82 44H85V45H82ZM89 46H88V45ZM131 44H134V45H138V46H134V45H131ZM145 44V45H144ZM146 44H147V46H146ZM150 44H152V45H150ZM88 46V52L87 51H85L86 49L83 47V49L84 50H82V51H77L76 52V48L77 47H80V46ZM242 45V46H241ZM253 45H254V48H253ZM69 46V47H68ZM70 46H72L71 47V49H69L70 48ZM141 46H145V49H143L144 47H141ZM63 47V48H62ZM133 47V48H132ZM147 47V48H146ZM148 47H149V49H148ZM169 47V46H168ZM46 48V49H45ZM93 48V49H92ZM131 48V49H130ZM137 48H138V50H139V52H138V56L136 55L137 54ZM173 48V49H172ZM177 48H179L180 50H178ZM243 48V47H242ZM252 48V49H251ZM61 49V50H60ZM78 49V48H77ZM91 49V50H90ZM99 49V50H98ZM134 49V50H133ZM135 49H136V52H135ZM148 49V50H147ZM152 49V50H151ZM169 49V52L171 51V52H173V53H170V54H173V55H175V56H179V55H181V57H182V59H183V54H181V53H183V51H182V49L180 48V47H171L170 46V48H168ZM178 51H177V50ZM50 52V54L47 52ZM79 50H80V48H79ZM93 50V51H92ZM97 50V51H96ZM101 50V51H100ZM108 50V49H107ZM125 50V51H126ZM129 50V51H128ZM132 50H133V53L132 54H130L131 52H132ZM255 50H252L253 52L252 53H255ZM44 51V52H43ZM45 51H46V53H45ZM84 51V52H83ZM95 51V52H94ZM99 51V55L98 54H96L97 52ZM103 51V52H102ZM131 51V52H130ZM41 54H40V53ZM52 52V53H51ZM80 52H82L81 54H82V56H81V54H80ZM85 52H87V54L89 53V55H87V54H85ZM102 52V53H101ZM142 52V53H141ZM176 54H178V55H176ZM77 53V54H76ZM101 53V54H100ZM136 53V54H135ZM140 53V54H139ZM180 53V54H179ZM36 54H37V56H36ZM40 56H39V55ZM46 54V55H45ZM50 55V57L48 56V55ZM52 54V55H51ZM83 54H85V55H83ZM93 54H95V55H93ZM103 54V58L101 57V55ZM142 54V55H141ZM44 55V56H43ZM91 55H93L92 56V58H93V60L94 59H96V58H98V59H96L97 61H95V65H96V67H95V65L94 64H92V63H94V61L93 60H91V58H87V56L89 57H91ZM97 55V56H96ZM134 55H136V57L134 56ZM42 56H43V58H42ZM125 56H126V59H125ZM133 56V57H132ZM151 58H150V57ZM37 57H40V58H37ZM48 58V59H46V58ZM53 57V58H52ZM102 59H101V58ZM181 57L179 56L178 58H180L181 59ZM53 59L54 61L56 60L57 61V63H56V65L58 66V68L60 67L62 70V77H58V78H48L45 82H44V84H45V87L43 88L42 87V85H40V84H42V83H40L41 81H39V77H40V65H39V61L37 60V59H39V60H41V62L42 61H47V60H49V59ZM133 58H134V60H133ZM155 60V62L153 61V59ZM177 58V59H178ZM89 61H88V60ZM151 59H152V61H151ZM179 59V60H180ZM132 60V61H131ZM55 61V62H56ZM90 61H91V63H90ZM38 62V63H37ZM97 62V63H96ZM152 62H154V65H152L153 63ZM137 63V64H136ZM231 65H230V64ZM91 64V65H90ZM199 64V65H198ZM228 64V65H227ZM225 63V64H223V65H217V64H200V63H197V70H199L200 69V71L202 72V70H204L205 68V71H207V72H203V73H201V72H199V71H196L198 74H197V78H196V73L194 74L193 72L192 73H189L188 74V78L190 77V79H191V81H193V84L196 86L197 84H199L200 82H202V86L199 84V85H197L198 87H195V89H197V91H202L201 89L203 88V93L206 95L207 94V92L210 94V96H212V98H214L215 96H213V94L214 95H216L217 97H222V96H227V95H231V93H233V92H236L242 99H244V97H245V100L246 101H248V99L249 98H251L252 96L251 95H248L246 92H247V85H245V86H242V85H240V82L238 83V81H239V75H240V73H238L237 72V69L235 68V66L236 65H234L233 63H231L230 61H228V63ZM232 65H234V66H232ZM92 66V67H91ZM94 66V67H93ZM142 67V69H141V67ZM154 68H153V67ZM152 67V68H151ZM232 67V68H231ZM95 70H94V69ZM202 68V69H201ZM234 68V69H233ZM246 68L247 69H249L247 66H246ZM150 69H153V70H150ZM246 69V70H247ZM101 70V71H100ZM209 70V71H208ZM244 70V69H243ZM98 71H100V72H98ZM149 71H151L150 73H148ZM245 71V70H244ZM249 71V72H248ZM247 72L245 71V75H244V73H243V76H245V77H247V83L249 84V86L250 87H254V85L255 86H257L258 84L257 83H259L260 84V87H262L263 88V90H264V86H261L262 84L264 85V80L262 79H260V78H258L260 75H262V74H259V76H258V74L256 75V74H254L253 72H251L250 70H248ZM251 72V73H250ZM135 73H137V74H135ZM199 73H201V75L199 74ZM206 73V74H205ZM247 73H249L248 74V76L246 75ZM148 74V75H147ZM153 76V75H156V76H151V75ZM157 74H158V76H157ZM192 74H194V76L195 77H193V75ZM253 74H254V76H253ZM99 75V76H98ZM102 75H105V77L104 76H102ZM199 75L201 76L200 78H198L199 77ZM207 75V76H206ZM205 76V77H204ZM209 76V77H208ZM257 76V77H256ZM137 77V78H136ZM261 77V76H260ZM262 77H263V75H262ZM107 80H105V79ZM139 78V79H140ZM194 78V79H193ZM205 79V80H202V79ZM208 78V79H207ZM210 78V79H209ZM249 78H251V82H250V80H249ZM255 78V79H254ZM258 78V79H257ZM264 78V77H263ZM129 80L128 82H130L131 84H132V80ZM138 79V80H139ZM151 79H150V81H151ZM195 79H197L196 80V82L197 81H199V83L197 82L196 84H195ZM254 79V80H253ZM261 80V83H260V80ZM97 80V81H96ZM104 80V81H103ZM201 80V81H200ZM258 80H259V82H258ZM106 81V82H105ZM154 81V80H153ZM206 81V82H205ZM210 81V82H209ZM249 81V82H248ZM254 81V82H253ZM39 82V83H38ZM102 82H105V83H103L102 84ZM111 82V83H110ZM128 82L126 81L124 84L126 85V86H129V84H128ZM204 82H205V84H204ZM253 82V84H251ZM67 83H68V85H67ZM69 83L71 84L72 83V87H69ZM128 85H127V84ZM100 84V85H99ZM110 84V85H109ZM130 84V85H131ZM119 85V84H118ZM177 85V84H176ZM175 85V86H176ZM212 85V86H211ZM252 85V86H251ZM98 86V87H97ZM100 86V87H99ZM125 86V87H126ZM199 86H201L200 88H199ZM206 86H208V87H206ZM110 87H111V89H110ZM176 87H178V86H176ZM206 87V89H204ZM245 87V88H244ZM258 87H259V85H258ZM98 89V92H101V97H103V99L101 100V98H99L100 97V93H95L96 91H97V89ZM179 88V87H178ZM209 88V89H208ZM212 88V89H211ZM256 89H257V87H255ZM262 88H260V89H262ZM92 89V90H91ZM114 89V90H113ZM123 89V88H122ZM144 89V88H143ZM259 89V90H260ZM99 90H101V91H99ZM135 90L137 91V92H135ZM153 90V91H152ZM194 90V89H193ZM208 90V91H207ZM215 90V91H214ZM75 91H76V93H75ZM106 91V92H105ZM142 91V92H141ZM155 91H157V93L155 92ZM227 91H228V93H227ZM231 91V92H230ZM262 91V90H261ZM59 92H60V94H59ZM78 92H81V93H78ZM89 92V93H88ZM94 92V93H93ZM109 92V93H108ZM119 92V91H118ZM144 92V93H143ZM146 92H149V93H146ZM152 92L153 93H155V94H152ZM161 92V93H160ZM223 92V93H222ZM91 93V94H90ZM126 93V94H125ZM130 93V94H129ZM222 95H221V94ZM77 94V95H76ZM90 94V95H89ZM99 94V95H98ZM106 94V95H105ZM150 96H149V95ZM166 94V95H165ZM224 94V95H223ZM89 95V96H88ZM94 95V96H93ZM95 95H97V97L95 96ZM104 95V96H103ZM147 95V96H146ZM220 95V96H219ZM246 95V96H245ZM99 96V97H98ZM136 96V97H135ZM140 96H141V98H140ZM155 96V97H154ZM167 96V98H165V97ZM209 96V97H210ZM91 97V98H90ZM123 97V98H122ZM143 97V98H142ZM145 97V98H144ZM150 97V98H149ZM163 97V98H162ZM248 97V98H247ZM99 98V99H98ZM80 99V98H79ZM79 99H77V102H78V100ZM92 99V100H91ZM94 99V100H93ZM96 99V100H95ZM118 99V98H117ZM68 100H67V102H68ZM98 100V101H97ZM169 100V101H168ZM171 100V101H170ZM7 101H5V102H7ZM84 101H86L85 103H84ZM91 101V102H90ZM93 101V102H92ZM100 101V102H99ZM120 101V102H119ZM168 101V102H167ZM9 102V101H8ZM36 102V104L34 105V103ZM105 102H106V104L107 105H105ZM111 102V103H110ZM138 102H139V104H138ZM165 102H167V105H166V103ZM174 102H175V104H174ZM0 103H3V102H0ZM90 103V104H89ZM113 103V104H112ZM171 103V104H170ZM17 104V103H16ZM63 103H60L59 104V107H63V105H62ZM82 104V105H83ZM174 104V105H173ZM176 104H178V106H180V107H178ZM206 104H208L207 106H206ZM34 105V107H32V106ZM61 105V106H60ZM84 105V106H85ZM140 105V106H139ZM65 106V105H64ZM104 106V107H103ZM126 108H128V109H126ZM170 106V107H169ZM238 106H240V107H238ZM34 108V110L33 109H31V108ZM103 107V108H102ZM121 107H122V109H123V107H124V109H126V110H130L129 111V113L131 112V114L130 115H132L131 117H133V115H134V117L133 118H135V116L137 115L138 117H139V115H140V117H143V114H145V115H149L150 113H151V115H152V117H150V126L152 127V125L154 126V127H152L153 129H152V131L154 132V135H155V137L156 136H158L159 138H162V139H160V143L157 141H155V142H153V144L151 145V146H149L150 147V151L148 150V152H149V154H151V156L150 157H153V155L152 154H154V152H156L155 150H157L158 151V149L157 148H155L154 149V147H157L158 146V148L160 147V146H162V148H159V152L158 153H161V152H164L165 153V155H166V157L161 153L159 156H160V158L162 157V159L161 160H164L165 159V161L166 162H162L163 164H166L167 166H168V164H169V166L170 165H172L173 164V166H172V168L170 169V167H169V169H167L168 170V172L167 171H164L165 172V174H167L166 176H165V174H163L162 173V171L164 170H158V171H154L152 168H150L148 165V167L146 166V164H144V161L143 160H141V158L138 156V155H136L135 154V151H137L138 149H140V148H142L141 147V145L142 144H140L139 142H141L140 140H138L137 141V138L134 136V135H132V134H130V132H129V129H128V127H125L124 128V123H121L120 121L118 122V121H116V116L118 115V113L120 112L119 111V109L121 110ZM187 108L188 109V111H187V109H183V108ZM209 107V108H208ZM227 107H225V108H227ZM28 108H30V109H28ZM64 108V107H63ZM62 108V109H63ZM234 110H233V109ZM28 111H27V110ZM61 109V108H60ZM83 109V108H82ZM180 109V110H179ZM192 109V110H191ZM194 109V110H193ZM205 109V110H204ZM214 109H215V111H214ZM230 109H231V111H230ZM251 109V110H250ZM28 112V113H26V111ZM218 110V109H217ZM232 110H233V112H232ZM33 111V112H32ZM122 111V110H121ZM133 111V112H132ZM190 111H192V112H190ZM226 111V113H225V115L223 114L224 112ZM229 111H230V113H229ZM30 112H32L31 114H30ZM118 112V113H117ZM210 112V113H209ZM212 112V113H211ZM251 112V113H250ZM24 113H26L27 115H28V117L30 118V116L32 115V119H31V122L30 121H28V120H30L28 117L26 118L25 116H27V115H24ZM115 113H117V114H115ZM149 113V114H148ZM188 113H189V115H188ZM193 113V114H192ZM30 114V115H29ZM120 114H121V112H120ZM181 114V115H180ZM218 114V115H217ZM226 114H227V116H226ZM254 114V115H253ZM44 115V116H43ZM116 115V116H115ZM142 115V116H141ZM144 115V116H145ZM154 115V116H153ZM178 115V116H177ZM196 115V116H195ZM224 115V117H222V116ZM229 115V116H228ZM253 115V116H252ZM257 115H258V117H257ZM119 116V115H118ZM136 116V117H137ZM219 116V117H218ZM44 117V118H43ZM111 117V118H110ZM137 117V119H139ZM222 117V118H221ZM257 117V118H256ZM105 118L107 119V121L105 120ZM136 119V120H137ZM151 119H152V121L153 122H155V121H157V122H155L154 124H152L153 122L151 121ZM196 119V120H195ZM262 121H261V120ZM32 120H33V122H32ZM109 120V121H108ZM111 120V121H110ZM117 120H119V118L117 119ZM155 120V121H154ZM46 121H47V123H46ZM106 122V124H104L105 122ZM185 121V122H184ZM209 121V124L207 123V122ZM211 121V122H210ZM219 121V122H218ZM55 122H59V120L57 121V120H55ZM83 122H85V121H82V124H83ZM104 122V123H103ZM109 122V123H108ZM190 122V123H189ZM206 122V123H205ZM44 123H45V125H44ZM122 125H121V124ZM185 123V124H184ZM199 123V124H198ZM219 123V124H218ZM44 126H43V125ZM224 124V125H223ZM83 125H86L85 127H89L90 128V123H88V124H83ZM88 125V126H87ZM115 125H117L118 127H116ZM205 125H207V126H205ZM209 125V126H208ZM105 126V127H104ZM107 126H110V127H107ZM126 126V125H125ZM145 126V125H144ZM176 126H178L180 129H183V131L182 130H179V128L178 127H176ZM190 126V127H189ZM218 126V127H217ZM224 126H225V128H224ZM172 127L175 129H172ZM185 127H187L188 129H190V131L188 130V133H187V131H186V129H184ZM128 129V131H127V133H129V134H127V135H125V132L123 133L122 131L123 130H125V129ZM154 128H155V130H154ZM85 129V128H84ZM115 129H112V130H115ZM116 129V130H117ZM170 129H172V131L170 130ZM178 129V130H177ZM194 129V130H193ZM200 129V130H199ZM142 130V129H141ZM159 130V131H158ZM171 131V132H169V133H174V134H172V135H174V138L175 139H177L175 142H176V144L178 143V146H176V145H174V143H172L171 141H169V140H171L173 137H172V135L170 134V135H168L169 133H168V131ZM184 130H185V132H184ZM144 130H142V132H143ZM178 131V132H177ZM184 132V133H182V132ZM111 132V131H110ZM141 132V131H140ZM247 132V133H246ZM157 133H158V135H157ZM166 133V134H165ZM182 133V134H181ZM120 134V135H121ZM159 134H161V136L162 137H160V135ZM175 134H178V136L177 135H175ZM230 134V135H229ZM253 134V135H252ZM255 134V135H254ZM133 137H131V136ZM165 135V136H164ZM167 135H168V137H167ZM164 136V137H163ZM77 137H79L78 139H80V136H77ZM167 137V138H166ZM169 137L171 138V139H169ZM231 138V139H230ZM239 138V139H238ZM252 138V139H251ZM130 139V140H129ZM132 139H134L133 140V142H131L132 141ZM166 139H169V140H167L166 141ZM174 139V140H175ZM181 139V140H180ZM185 139V140H184ZM228 139V140H227ZM246 139V140H245ZM254 139V140H253ZM259 139V140H258ZM84 140V141H83ZM136 140V141H135ZM164 140V141H163ZM179 140H180V142H179ZM257 140V141H256ZM43 142H44V139L42 140ZM46 141V140H45ZM86 141H88V142H86ZM124 141H126V142H124ZM173 141V140H172ZM186 141V142H185ZM226 141V142H225ZM237 141V142H236ZM251 141H252V143H251ZM42 142V144H47V142H44L43 143ZM90 142V143H89ZM91 142L92 143H95L96 144V146H100V145H102V146H100L101 148H102V150L100 149V151H99V149L97 150V149H95V151L93 150V148L92 147H94V148H100V147H95V144L92 146V145H90L91 144ZM165 142V143H164ZM189 142V143H188ZM256 142V143H255ZM83 143H84V145H83ZM101 143V144H100ZM126 143H129V144H126ZM140 144V148H139V144ZM141 143H143V145H144V142H141ZM180 143V144H179ZM195 143V144H194ZM255 143V144H254ZM258 143V144H257ZM87 144H89L88 146H87ZM146 144V143H145ZM159 144V145H158ZM163 144H164V146H163ZM168 144V145H167ZM191 144V145H190ZM230 144V145H229ZM248 144V145H247ZM85 145L87 146V148L85 147ZM132 145L134 146L133 148H132ZM142 145V146H143ZM171 145H173V146H171ZM180 145V146H179ZM224 145V146H223ZM251 145V146H250ZM45 146H47V145H45ZM154 146V147H153ZM196 146H198L197 148L198 149H196L195 147ZM84 147L87 149H85L84 150ZM151 147H153V149L151 148ZM177 147H178V149H177ZM181 147V148H180ZM186 147V148H185ZM90 148V149H89ZM92 148V149H91ZM214 148V149H213ZM218 148H220V149H218ZM89 149V150H88ZM136 149V150H135ZM161 149L163 150V151H161ZM167 149V150H166ZM175 151H174V150ZM193 149H194V151H193ZM217 149L219 150V151H217ZM91 150V151H90ZM153 150V151H152ZM164 150H166V151H164ZM181 150V151H180ZM212 150H214L213 152H212ZM231 150V151H230ZM101 151H102V153H101ZM217 151V152H216ZM229 151V153L230 154H232V155H229L227 152ZM93 152V153H92ZM97 152H100L101 154L99 155ZM134 152V155H132V153ZM151 152V153H150ZM153 152V153H152ZM174 152V153H173ZM185 152V153H184ZM232 152V153H231ZM96 153V154H95ZM157 153V152H156ZM156 153H155V156H154V158H156L157 157V159H158V157L159 156H157L158 155V153H157V155H156ZM222 153V154H223ZM241 153L242 154H244L245 156H243V155H241ZM98 154V155H97ZM148 154V153H147ZM194 154V155H193ZM224 154V155H225ZM256 156H255V155ZM86 155L87 156H89L88 158H86ZM161 155H163V156H161ZM174 155V156H173ZM242 157H246V158H242ZM259 155V156H258ZM263 157H262V156ZM104 156V157H103ZM105 156H106V158L108 159L107 161H106V159H103V158H105ZM123 156V157H122ZM135 156L137 157V158H135ZM182 156V157H181ZM184 156V157H183ZM186 156V157H185ZM97 157V158H96ZM101 157V158H100ZM259 157V158H258ZM124 158V159H123ZM140 158V159H139ZM164 158V159H163ZM170 158V159H169ZM188 160H187V159ZM191 158V159H190ZM137 159H139V160H141L142 161V163H143V165H145L146 166V168H145V166L143 167V165L141 164V161H138ZM166 159H169V160H166ZM199 161H198V160ZM240 159H244V160H240ZM246 159V160H245ZM249 159V160H250ZM254 159V160H255ZM85 160H87L85 163H84V161ZM119 160V161H118ZM192 160V161H191ZM202 160V159H201ZM248 160V161H249ZM254 160H252L251 162H249V163H254L253 161ZM255 160V166H256V164L258 165V163H262V162H260V161H262V160H260L259 159V161L257 162ZM117 161V162H116ZM171 161V162H170ZM72 162H73V164H72ZM76 164H80L79 165V167H77V166H75L74 167V165H76ZM91 162H92V164L94 165V164H96V166H97V168L95 167V165H94V167H93V165L91 166ZM94 162V163H93ZM96 162V163H95ZM110 162V163H109ZM122 162V163H121ZM124 162V163H123ZM173 162V163H172ZM188 162V163H187ZM189 162H190V164H189ZM194 162H196V163H194ZM200 162V163H199ZM232 162H233V160H232ZM240 162H238L239 164H240ZM115 163V164H114ZM117 163V164H116ZM185 163V164H184ZM233 163H236V162H233ZM120 166H119V165ZM135 164H136V166H135ZM139 164V165H138ZM142 165V167L141 168H145L143 171L141 170V168H139V166H141ZM179 164V165H178ZM183 164V165H182ZM188 164V165H187ZM194 164V165H193ZM198 164V165H197ZM221 164V165H220ZM253 164V165H254ZM86 165H87V167H86ZM138 165V166H137ZM166 165H164V168H165V166ZM184 165H186L187 167H188V169H190L191 167H193V168H195V169H193V168H191L190 170H193L192 172V174L193 175H191L190 176V174L188 175V173H185L184 172V170L185 169H183L182 168V166H184ZM219 165H220V167L222 166V168H220L219 167ZM238 165V164H237ZM250 165V164H249ZM262 165H263V163H262ZM260 166V164L258 165V169H257V166H256V170H253L254 172L256 171V173L255 174H253V176L252 175H250V178H251V182H253L252 181V178L254 179H256V180H254V182H255V184H258V180H259V184H260V182H261V179H263V181H264V174L262 175L261 173L259 174V173H257V172H263V170H264V165L263 166ZM104 166H107L106 168L103 167ZM119 166V167H118ZM125 168H124V167ZM129 166V167H128ZM179 166V167H178ZM186 166H184V168H187ZM203 166V169L201 168V167ZM252 166V165H251ZM250 166V167H251ZM115 167V168H116ZM122 167H123V169H122ZM128 167V168H127ZM168 167H166V168H168ZM178 169H177V168ZM217 167H219V168H217ZM224 167V168H223ZM260 167V168H259ZM85 168V169H84ZM89 168V170H87ZM121 168V169H120ZM135 168H138L140 171H141V173L142 172H144L145 170H147V172L149 173V174H147V173H142L143 175L142 176H140V171H138L137 169L136 170H134ZM165 168V169H166ZM199 168H201L202 169V171H204V172H201V169L199 170ZM207 168H208V170H207ZM210 168H212V169H210ZM71 170L72 172L73 171H75V172H78V171H76V170ZM82 169H84V170H82ZM119 169V170H118ZM181 169H183V172H181V173H184V176H183V174H179V172L178 171H181ZM219 169H221V170H219ZM231 169V170H230ZM252 169H255V167L254 166H252ZM262 169V171H260ZM85 170H87L86 172H84ZM91 170H93V171H91ZM98 170V171H99ZM110 170H106L105 172H101V171H99L98 173H99V175L101 176V175H103L104 173L106 174V172L107 171H109V172H111ZM149 170V171H148ZM151 170V171H150ZM196 172H195V171ZM209 170L212 172V174H210V176H209ZM214 170H217V171H214ZM220 171V173H219V171ZM223 170H224V172H223ZM230 172H233V173H230L231 175H229V171ZM259 170V171H258ZM70 171V172H71ZM82 171V172H81ZM89 171V172H88ZM92 172V176L91 175H89V173H91ZM155 172V173H153V172ZM197 171H199L198 173H197ZM208 172V174H207V172ZM97 172V171H96ZM95 172V173H96ZM100 172L102 173V174H100ZM109 172H107L108 174H109ZM113 172H111L110 174H114ZM138 172H139V174H138ZM159 172V173H158ZM167 172V173H166ZM172 172H174V173H172ZM178 172V173H177ZM226 172L228 173L227 175H226V177L224 176L225 174H226ZM236 172V171H235ZM87 173V174H86ZM162 173V174H161ZM195 173V174H194ZM201 173V174H200ZM202 173H203V175L204 174H206V176L207 177H205L207 180L209 179L208 177H210V179H211V176L212 177H214L213 179H216V180H213V179H209V181L208 182H214V184H215V186H217L218 185V183H219V185H221V186H219V188L217 187V189L214 187V184H213V182H212V185H213V187L217 190H215L212 186H211V184L210 183H208L207 181H206V185H208V184H210V185H208V186H210V188L209 187H206V186H204L205 184L203 183V182H205V180L203 181V175H202ZM221 173H225L224 175L223 174H221ZM264 173V172H263ZM71 174H73V176H76V177H78V173H71ZM75 174V175H74ZM136 174H138V175H136ZM146 174V175H145ZM153 174V175H152ZM171 174V175H170ZM178 176H177V175ZM233 174V175H232ZM256 174H258V175H256ZM132 175V176H131ZM133 175H135L136 177H138V180H136L135 179V176H133ZM145 175V176H144ZM147 175H148V177H147ZM169 175V176H168ZM176 175V176H175ZM182 175V176H181ZM186 175V176H185ZM202 176V184L200 183L199 184V181H201V178H200V180H199V177L200 176ZM220 175V176H219ZM224 176L223 177V179H224V181L222 180V176ZM259 175H261V176H263V177H261V176H259ZM80 176V175H79ZM145 177L146 179H145V182L143 181V179H142V181H141V177ZM155 176V177H154ZM157 176V177H156ZM196 176V177H195ZM197 176H199V177H197ZM228 176H230V177H228ZM252 176V177H251ZM89 177V178H90ZM130 177H132L131 179H130ZM143 177V178H144ZM151 177H152V179H151ZM162 179H161V178ZM167 177H171L170 179L169 178H167ZM172 177H173V179H175V180H172ZM176 177H177V179H176ZM189 177V178H188ZM194 177V178H193ZM261 177V178H260ZM133 178L135 179V180H133ZM148 178V179H147ZM150 178V179H149ZM159 178V179H158ZM169 179V180H171L170 182H165V180L166 179ZM179 178V179H178ZM188 178V179H187ZM195 178H197V180L195 179ZM229 178V179H228ZM231 178V179H232ZM258 178V179H257ZM226 179V180H225ZM233 179V180H234ZM133 180V181H132ZM146 180H148L147 182H146ZM150 180H151V182H150ZM164 180V181H163ZM180 180V181H179ZM220 180V181H219ZM191 183H190V182ZM198 181V182H197ZM215 181H219V182H215ZM222 181V182H221ZM142 182V183H141ZM144 182V183H143ZM166 183V184H164V183ZM184 182V183H183ZM194 184H193V183ZM220 182H221V184H220ZM254 182H253V184H254ZM151 183V184H150ZM153 183H156L155 185H152ZM183 183V186L181 185ZM264 183V182H263ZM262 183V184H263ZM143 184H146V186H144ZM161 186H160V185ZM170 184V185H169ZM185 184V185H184ZM217 184V185H216ZM125 185H128V184H125ZM143 185V186H142ZM152 185V186H151ZM157 185V186H156ZM159 185V186H158ZM162 185H164V186H162ZM169 185V186H168ZM172 185H175V184H172ZM188 185V186H187ZM192 185V186H191ZM198 187H197V186ZM201 185H203L202 187V189H203V191H204V189H205V191L203 192L202 191V189H201ZM223 185H225L224 187H225V189L223 188ZM168 186V187H167ZM182 186V187H181ZM185 186V187H184ZM196 187V189H198L199 188V190H194L193 188L194 187ZM184 187V188H183ZM191 187H193V188H191ZM211 187L213 188L212 190H213V193H210V192H212L211 191ZM220 187L222 188V189H220ZM228 187V188H227ZM157 188H155V191H157V192H159V193H157V192H155L154 193V190H152V188L150 189L149 188V190H151V191H149L148 190V192H152L153 191V193L155 194V199H157V197H158V194H160V192H161V189H159L160 191H158V189ZM183 188V189H182ZM192 190H194L195 192H197V191H200V189H201V191H200V193L202 194V192L203 193H205L206 192V190H207V188H208V190H207V193H210V194H207L206 195V193H205V195L203 194V197H202V195L200 196L199 194L200 193H198L197 192V194L199 195V196H197V194H194L195 192L194 191H190L191 189ZM229 190H227V189ZM157 189V190H156ZM162 189V193L160 194V196L161 197H164L165 196V198L163 199V198H161V197H158V198H161L160 199V203H161V205L157 202V200H154V202L155 203H157V204H159L160 206H162V203L164 202V201H161V200H165L166 199V196H167V198H169V196H171L170 194H168V195H166V193L167 192H164V190ZM188 189H190V190H188ZM219 189L221 190V191H219ZM215 190V191H214ZM226 192H230V193H227V195H225V191ZM145 191V190H144ZM167 191V190H166ZM222 191H224L225 193L223 194V192ZM175 192V193H174ZM190 192H192V196H191V193ZM173 193H174V195H173ZM182 193V194H181ZM190 193V194H189ZM165 194V195H164ZM187 195H189V196H191V199H190V197L189 196H187ZM195 195H196V197H195ZM225 195V196H224ZM205 196V197H204ZM189 197V198H188ZM204 198V199H201V198ZM210 198V199H208V198ZM214 197V198H213ZM217 197V198H218ZM222 197V198H223ZM186 198H188V199H190V200H188V199H186ZM206 198L208 199V201L206 200ZM215 199V200H211V199ZM201 199V200H200ZM225 200V199H224ZM159 201V200H158ZM166 201H167V199H166ZM186 201H188V203H190V204H187V202ZM195 201H196V203H195ZM213 201V202H212ZM201 202V203H200ZM215 202V203H214ZM217 202V203H216ZM167 203H169V202H164V204H163V206H168V204ZM181 203H183V204H181ZM204 203V204H203ZM205 203H208V204H205ZM171 204V203H170ZM213 204V205H212ZM214 204H216V205H214ZM173 205V204H172ZM181 205V206H180ZM207 205V206H206ZM210 205H212L211 206V209H210V207H208V206H210ZM215 206H217V207H215ZM206 209H205V208ZM194 208V209H193ZM197 208V209H196ZM208 208V209H207ZM215 209L213 212H212V209ZM216 208H217V210H220L221 212H219L218 211V213H216ZM219 208V209H218ZM221 208V209H220ZM193 209V210H192ZM203 209V210H202ZM192 210V211H191ZM184 211V212H185ZM206 211V212H207ZM187 212H185V213H187ZM210 212V213H209ZM187 213V214H188ZM190 213V214H191ZM196 213V214H195ZM198 213L199 214H201V215H198ZM215 213L217 214V215H215ZM198 215V216H197ZM206 215V216H205ZM200 216V217H199ZM204 217L207 219H204ZM214 217H213V219H214ZM202 218V217H201ZM210 218V219H209ZM212 219V220H213ZM202 220H200L201 222H202ZM202 222V223H203ZM205 223V224H206Z\"/></svg>","mask_w":264,"mask_h":264}]
</instances>
